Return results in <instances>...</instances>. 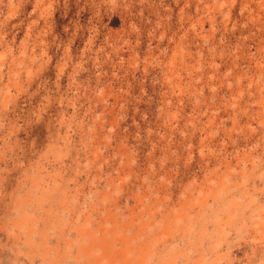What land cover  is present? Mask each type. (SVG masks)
Masks as SVG:
<instances>
[{"label": "rangeland", "instance_id": "obj_1", "mask_svg": "<svg viewBox=\"0 0 264 264\" xmlns=\"http://www.w3.org/2000/svg\"><path fill=\"white\" fill-rule=\"evenodd\" d=\"M0 264H264V0H0Z\"/></svg>", "mask_w": 264, "mask_h": 264}]
</instances>
